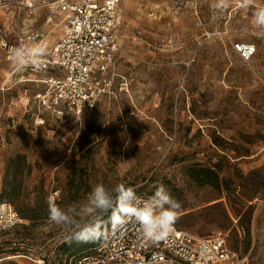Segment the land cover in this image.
Instances as JSON below:
<instances>
[{
	"label": "rangeland",
	"instance_id": "rangeland-1",
	"mask_svg": "<svg viewBox=\"0 0 264 264\" xmlns=\"http://www.w3.org/2000/svg\"><path fill=\"white\" fill-rule=\"evenodd\" d=\"M54 1L0 0V202L25 221L0 235V264H77L74 225L52 222L49 203L79 207L97 184L138 198L163 184L182 205L174 225L264 264V0H121L114 94L61 121L36 106L46 73L12 65L34 34L57 39ZM238 43L256 46L250 62ZM200 169L222 189L201 187Z\"/></svg>",
	"mask_w": 264,
	"mask_h": 264
},
{
	"label": "built area",
	"instance_id": "built-area-1",
	"mask_svg": "<svg viewBox=\"0 0 264 264\" xmlns=\"http://www.w3.org/2000/svg\"><path fill=\"white\" fill-rule=\"evenodd\" d=\"M121 0H55L58 14L57 39L46 40L44 34L33 35L35 43L46 46L39 71L46 73L35 96L38 110L55 120L78 116L94 109L114 94L117 62L122 55ZM235 50L243 62L257 53L253 44L238 43ZM147 200L149 197H139ZM25 221L8 202H0V235ZM230 250L222 234L194 237L174 225L164 240L152 243L143 238L140 225L132 217L107 229L92 252L77 264H244Z\"/></svg>",
	"mask_w": 264,
	"mask_h": 264
},
{
	"label": "clouds",
	"instance_id": "clouds-1",
	"mask_svg": "<svg viewBox=\"0 0 264 264\" xmlns=\"http://www.w3.org/2000/svg\"><path fill=\"white\" fill-rule=\"evenodd\" d=\"M251 0H244L245 4ZM227 0H219L217 7H226ZM255 23L264 28V9L255 13ZM47 54L46 46L36 43L32 47L20 46L12 53L14 70L20 71L31 65L40 68V58ZM182 205L174 199L163 184L147 200L136 197L131 188L118 185L115 195L103 184H97L88 194L86 202L79 207L69 205L61 208L49 203V219L57 225H74V230L64 240L65 243H94L107 239L104 217L108 216L113 226L126 222L132 217L140 225L143 238L152 243L166 239L173 231ZM127 210V211H125ZM86 216L85 223L78 217Z\"/></svg>",
	"mask_w": 264,
	"mask_h": 264
},
{
	"label": "trees",
	"instance_id": "trees-1",
	"mask_svg": "<svg viewBox=\"0 0 264 264\" xmlns=\"http://www.w3.org/2000/svg\"><path fill=\"white\" fill-rule=\"evenodd\" d=\"M20 159H21V157H20ZM195 181L201 187L210 186V187H213L214 189L219 190V191L222 189L218 174L214 170H211V169H200V170H198V176L195 179ZM2 202H5V201H2ZM4 234H6V233H4ZM100 242L101 241L94 242V243H76V242H73V243L67 245L66 251L69 252L71 256H78L81 258L82 256H84V255L92 252L94 249H96L99 246ZM18 251H19V249L15 250V252H18Z\"/></svg>",
	"mask_w": 264,
	"mask_h": 264
},
{
	"label": "crops",
	"instance_id": "crops-1",
	"mask_svg": "<svg viewBox=\"0 0 264 264\" xmlns=\"http://www.w3.org/2000/svg\"><path fill=\"white\" fill-rule=\"evenodd\" d=\"M119 8H120V5H119ZM120 13H121V29H122V47H123L125 21H124V13L122 12L121 8H120Z\"/></svg>",
	"mask_w": 264,
	"mask_h": 264
},
{
	"label": "snow or ice",
	"instance_id": "snow-or-ice-1",
	"mask_svg": "<svg viewBox=\"0 0 264 264\" xmlns=\"http://www.w3.org/2000/svg\"><path fill=\"white\" fill-rule=\"evenodd\" d=\"M125 211H127V210H125Z\"/></svg>",
	"mask_w": 264,
	"mask_h": 264
}]
</instances>
